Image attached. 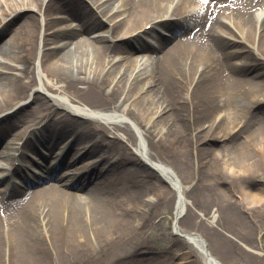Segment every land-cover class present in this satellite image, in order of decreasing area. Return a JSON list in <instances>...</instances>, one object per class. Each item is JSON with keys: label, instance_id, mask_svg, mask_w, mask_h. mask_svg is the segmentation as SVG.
<instances>
[{"label": "bare ground", "instance_id": "obj_1", "mask_svg": "<svg viewBox=\"0 0 264 264\" xmlns=\"http://www.w3.org/2000/svg\"><path fill=\"white\" fill-rule=\"evenodd\" d=\"M10 30L0 264L263 257L215 229L264 225V0H0Z\"/></svg>", "mask_w": 264, "mask_h": 264}, {"label": "rangeland", "instance_id": "obj_2", "mask_svg": "<svg viewBox=\"0 0 264 264\" xmlns=\"http://www.w3.org/2000/svg\"><path fill=\"white\" fill-rule=\"evenodd\" d=\"M101 21L103 24V28H107V24L105 22L103 23V20L100 19V21L98 20L97 22H101ZM72 23L76 24L75 22H72V20L65 22V24H68V25H70ZM15 24L16 23H14L12 25L11 30H13V27L15 26ZM11 30L0 36V42H1V40H4L7 36H9L11 34ZM64 141H67V140L63 139L62 142H64ZM78 143H79V141L75 143V147H77ZM80 144L81 143H79V145ZM57 145L58 144H56V147H57ZM42 146H47V142L43 143ZM62 153H61V155H62ZM26 154H27V157H26L27 160H31V158L33 159L34 157L37 158L34 150H32V151L27 150ZM98 154H100V153H98ZM95 155H97V154L93 153V154L88 155V156L91 157V156H95ZM51 156H52V158L55 157V155H51ZM32 168L33 169L36 168L35 170L40 171L39 168H37L35 165H32L31 168H29V169H32ZM242 183H246V187H248L252 191H258L259 189H264V179L262 177H259V178L252 177L250 179L243 180ZM223 186H225V184ZM223 186L220 185V187H223ZM226 186H227V184H226ZM229 186H232V185L228 184V187ZM235 197H236V195L233 196V198H235ZM175 214H176V212H174L170 215H166L164 221L162 222V225L164 227H169L170 230H174ZM215 230L219 233L220 239L232 242V245H234L235 247H236V244L233 243V241L237 240V241H241V242L245 243L246 245H250L256 249H259L263 252V257L260 258L258 261H253L252 259H250V260H248V262H246V261L241 262V264H254V263L264 264V225L260 224V225L254 226V227L245 228V227H241V226H232V225H229L226 223H221L217 227V229H215ZM207 237H209V239H210L209 234H207ZM227 252H230L232 255L233 254L240 255V254L244 253L245 251L242 249V247H240L238 245L236 249H233L231 251L228 250ZM228 264H232V263H228Z\"/></svg>", "mask_w": 264, "mask_h": 264}, {"label": "snow or ice", "instance_id": "obj_3", "mask_svg": "<svg viewBox=\"0 0 264 264\" xmlns=\"http://www.w3.org/2000/svg\"><path fill=\"white\" fill-rule=\"evenodd\" d=\"M205 2H208V0H205Z\"/></svg>", "mask_w": 264, "mask_h": 264}]
</instances>
